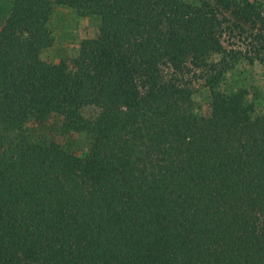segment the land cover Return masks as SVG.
<instances>
[{"label":"trees","instance_id":"16d2710c","mask_svg":"<svg viewBox=\"0 0 264 264\" xmlns=\"http://www.w3.org/2000/svg\"><path fill=\"white\" fill-rule=\"evenodd\" d=\"M56 1L99 18L75 57L41 56L52 0L0 21V264H264V108L221 88L260 4Z\"/></svg>","mask_w":264,"mask_h":264},{"label":"rangeland","instance_id":"374dc122","mask_svg":"<svg viewBox=\"0 0 264 264\" xmlns=\"http://www.w3.org/2000/svg\"><path fill=\"white\" fill-rule=\"evenodd\" d=\"M54 2L51 24L54 32V44L45 49L41 56L46 61L57 62L62 58H72L78 55L81 41L94 37L99 31V18L93 15H83L74 8ZM195 1V0H188ZM257 1L264 14V0ZM13 0H0V21L9 12ZM221 88L225 91L247 90V98L264 108V63L253 64L242 61L230 69ZM198 110L206 113L209 108L210 93L201 89L195 95ZM58 118L46 120L42 129L55 136L58 141H66L68 135H62Z\"/></svg>","mask_w":264,"mask_h":264}]
</instances>
